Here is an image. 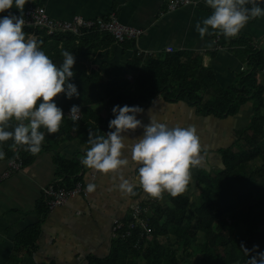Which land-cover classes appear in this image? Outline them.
Wrapping results in <instances>:
<instances>
[{
  "label": "trees",
  "instance_id": "16d2710c",
  "mask_svg": "<svg viewBox=\"0 0 264 264\" xmlns=\"http://www.w3.org/2000/svg\"><path fill=\"white\" fill-rule=\"evenodd\" d=\"M260 3L264 2L257 0ZM24 31L37 36L42 50L57 65L63 61V50L78 55L85 49L86 57L75 62L71 78L80 95L67 99L61 93L53 98L65 116L57 133L40 129L45 135L41 151L32 154L25 145H17L11 139L0 143V151L5 153L3 159L19 154L24 166L32 164L43 152H57L66 141L77 140L89 147V131L106 134L108 121L113 117L109 110L116 104L145 108L156 96L163 95L171 101H186L200 115L212 114L218 118L235 115L242 105L252 104L248 126L236 132L231 144L218 150L221 162L217 173L196 168L197 191L189 194L186 189L188 192L175 197L168 193L170 201L166 203L152 201L149 194L143 196L142 190L137 189L135 196L139 197V204L148 208L143 212L147 228L140 225L129 228L130 218L122 219L125 227L119 233L130 232L125 237L113 238L110 253L103 257L89 256L87 264H248L254 252L248 256L242 245L248 249L259 245L257 251L264 250V114L261 112L264 85L257 83L258 73L264 68V49L250 48L252 40L241 31L235 37L220 34L218 46H246L249 55L234 83L224 88L214 69L204 66L202 57L190 50L159 55L136 51L127 62L130 76L108 78L89 67L87 61L116 41L111 34L84 31L50 35L46 29L35 26H25ZM133 40L122 44L133 48ZM73 104L79 105L83 113L76 121L68 114ZM248 129L251 132H246ZM55 161L60 185L69 188L82 181L79 157L66 159L57 152ZM38 206L41 213L50 210L44 201ZM41 230L42 220L28 226L17 236V247L33 253Z\"/></svg>",
  "mask_w": 264,
  "mask_h": 264
},
{
  "label": "crops",
  "instance_id": "0c3cea01",
  "mask_svg": "<svg viewBox=\"0 0 264 264\" xmlns=\"http://www.w3.org/2000/svg\"><path fill=\"white\" fill-rule=\"evenodd\" d=\"M170 1L27 0L22 15L33 5L43 6L51 18L62 21L72 20L77 16L87 19L109 17L115 13L122 23L141 28L143 33L133 40V48H126L124 44L115 41L108 48L91 55L92 59L87 61L91 67L98 69L108 78L130 76L127 62L136 51L144 55H159L190 50L202 57L204 66L214 69L222 87L231 86L246 66L249 57L245 51L247 47L235 45L221 48L218 46V35L221 34L218 30L210 29L208 34L200 37L195 25L212 11L204 0H197L194 4L176 10L168 8ZM258 5L264 8V3ZM9 11L21 15L15 8L6 10L5 13ZM240 31L252 40L250 48L264 49V16L251 19ZM29 36L37 38L33 34ZM170 48L173 50L170 51ZM84 50L78 55L75 54L76 59L86 58ZM257 78V83L264 85V76L259 74ZM251 106V103L242 105L235 115L218 118L212 114H198L195 106L184 100L171 101L163 95H158L138 118L148 123L147 113L151 108V112L156 113L159 119L169 125L179 123L185 127L194 126L200 142H210L208 147L216 141L218 146L219 140H228L229 136L224 134L231 133L234 137L229 145L234 141L236 132L248 126L252 114ZM231 118L236 119L239 127L230 124ZM205 120H215L217 125L222 121L220 135L219 132L217 136L211 133L216 129L207 125L209 122ZM198 124H206L209 127H204L206 131L199 130ZM141 133L142 129L138 128L130 135L138 136ZM87 148L77 140L66 141L57 152L66 159L81 158ZM57 152L41 153L32 164L11 172L8 177L3 176L8 168V160L0 159V264H87L89 256H106L112 248L114 219L127 218L133 207L139 203L140 200L136 199L134 194H124L114 189L109 175L82 165V181L86 186L94 184L95 190L88 195L70 197L66 204L41 213L38 205L43 201L44 187L61 180L55 161ZM213 155L206 157L204 154L199 165L203 164V167L209 170L215 161L220 164V156L217 153ZM137 167L138 165L130 160L129 165L120 171L136 185L134 192L140 188L143 196H147L136 178ZM162 194L169 199L167 191ZM40 220L42 230L33 253H28L22 247L18 248L17 236Z\"/></svg>",
  "mask_w": 264,
  "mask_h": 264
},
{
  "label": "clouds",
  "instance_id": "9594fccd",
  "mask_svg": "<svg viewBox=\"0 0 264 264\" xmlns=\"http://www.w3.org/2000/svg\"><path fill=\"white\" fill-rule=\"evenodd\" d=\"M26 2L0 0V13L12 8L21 13L9 11L7 15H0V143L11 139L17 145H25L30 153L38 154L45 139L40 129L57 133L65 116L53 98L63 93L72 99L80 93L71 82L75 55L63 50V61L57 65L42 50L41 42L25 33L22 13ZM204 3L212 11L195 25L201 38L210 29L218 30L225 37H235L250 19L264 16V8L257 0H204ZM150 109L148 123H144L138 118L145 111L143 107L114 105L113 117L108 121L109 131L104 135L89 131V147L80 163L109 175L114 189L134 194L136 185L120 171L131 160L138 165L136 178L146 193L159 198L167 191L175 197L186 190L192 178L191 169L201 163L200 137L194 126L169 125ZM80 111L79 105H71L69 114L73 121L79 119ZM138 128L142 129L140 135H130ZM4 155L0 151V159ZM95 187L89 184L87 191L92 192ZM241 247L248 256L254 252L248 264H264V250L257 251L259 245H253L252 249Z\"/></svg>",
  "mask_w": 264,
  "mask_h": 264
},
{
  "label": "built area",
  "instance_id": "2783aa9c",
  "mask_svg": "<svg viewBox=\"0 0 264 264\" xmlns=\"http://www.w3.org/2000/svg\"><path fill=\"white\" fill-rule=\"evenodd\" d=\"M196 2L197 0H171L168 4V8L170 10H176L180 7L191 5ZM8 13L9 12H4L0 13V15H7ZM23 18L25 21L24 27L35 26L44 30L46 29V32L50 35L68 32L82 34L84 31L89 33L102 32L111 34L116 39V41L123 43L128 40L136 39L143 33L141 28L122 23L115 13L109 17H96L87 19L82 16H77L72 20L62 21L51 18L43 6L33 5L23 14ZM219 37L220 35H218V38ZM169 50L172 51L173 49L170 48ZM260 74L264 76V69ZM110 112L111 110H109V113ZM78 115L79 118L82 117V110L78 113ZM69 116L71 117V114H69ZM23 167V159L18 154L13 158L8 159V168L3 176L8 177L11 172L21 170ZM60 181L52 182L43 189V201L50 209L66 204L70 197L76 195H88L89 193V191H87V186L82 181L76 182L73 187L69 188L60 185ZM147 210L148 208L144 209L139 203L136 204L129 215L131 221L129 223V228L135 227L136 225L147 228V222L145 220L146 217H143V212H146ZM124 227L125 223L122 219H114L113 238L119 237L121 235L119 232ZM129 232L130 230H127L121 236L125 237Z\"/></svg>",
  "mask_w": 264,
  "mask_h": 264
},
{
  "label": "rangeland",
  "instance_id": "374dc122",
  "mask_svg": "<svg viewBox=\"0 0 264 264\" xmlns=\"http://www.w3.org/2000/svg\"><path fill=\"white\" fill-rule=\"evenodd\" d=\"M36 36V35H35ZM37 37V36H36ZM36 39H38V38H36ZM81 60H83V59H76L75 60V62H77V61H81ZM89 67H91V66H89ZM264 69V68H263ZM262 69V70H263ZM261 70V71H262ZM261 71H259V73H261ZM259 73H258V75H259ZM258 79V78H257ZM136 89L140 92V90H139V88L138 87H136ZM180 101H182V100H180ZM82 110V109H81ZM263 114H264V108H262V111H261ZM203 121H204V119H202ZM205 121H207V122H209V124L208 123H206L207 125H212L216 130L215 131H212L211 133H214L216 136L218 135V132H219V135H220V133H221V129H222V125H223V122L222 121H220V123L217 125L216 124V122L217 121H215V120H205ZM230 124H232V126L233 127H239L238 125V123L236 122V119H234V118H231L230 119ZM206 124H204V126H201L200 124H198L197 126H198V129L199 130H203V131H206V130H204V127H209V126H207ZM246 132H251V130L250 129H248V130H246ZM224 135H228L229 136V138H228V140H219V144H218V146H217V141L216 142H214L210 147H208V145H210V142L209 143H207V142H205V141H203V142H201V157H203V155L205 154V156L206 157H208V156H214L213 155V153H217L219 156H220V154L218 153V151H217V149H219L220 147L222 148V147H224V146H226V145H228V143L230 142V141H232L233 140V135L231 134V133H229V134H224ZM227 137V136H226ZM208 147V148H207ZM216 147H219V148H217L216 149ZM220 164L217 162V161H215V163L213 164V165H211V167H209V170L210 171H212V172H214V173H217L218 171H219V168H218V166H219ZM198 167H202V168H204L203 167V164H202V166H200V165H198L197 166V168ZM204 169H206V168H204ZM191 170H193V172H192V178H191V180H190V182H189V186H187V190H189V194H191V193H193V192H195V190L197 191V183L195 182V179L194 178H196V172H194V171H196V168H192ZM83 182V181H82ZM84 183V182H83ZM88 186V185H87ZM104 188V190H105V192H106V196H107V191H106V189H105V187H103ZM184 192H188V191H184ZM124 194H126V193H124ZM135 194H136V192H134V197L137 199V198H139V197H136L135 196ZM148 194V193H147ZM165 194H162L160 197H159V203H166V201L167 202H169L170 201V199H167L166 198V196H164ZM122 197H123V195H122ZM130 198V197H129ZM151 198V200L152 201H157L158 200V198H155V197H150ZM140 200V199H139ZM165 201V202H164ZM149 202H151L150 200H149ZM151 212H152V210H150ZM129 217V216H128ZM200 236H203V234H201ZM191 261H195V259L194 258H192L191 259Z\"/></svg>",
  "mask_w": 264,
  "mask_h": 264
}]
</instances>
